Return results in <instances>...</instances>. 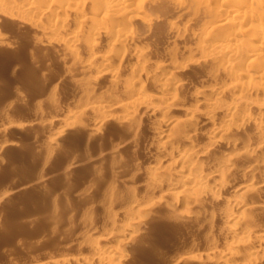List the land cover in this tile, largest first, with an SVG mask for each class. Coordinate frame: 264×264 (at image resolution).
I'll return each instance as SVG.
<instances>
[{
  "label": "bare ground",
  "instance_id": "obj_1",
  "mask_svg": "<svg viewBox=\"0 0 264 264\" xmlns=\"http://www.w3.org/2000/svg\"><path fill=\"white\" fill-rule=\"evenodd\" d=\"M1 21L29 28L37 44L60 49L64 61L70 57L80 73L91 75L88 91L111 81L104 96L82 87L84 111L125 124L159 117L153 120L158 136L149 144L163 156L146 168L137 163L133 173H145L149 192L163 202L181 200L202 215L195 207L203 202L224 204V252L211 250L207 260L233 264L226 257L239 247L256 242L264 248V232L253 236L243 224L252 212H264V0H0ZM202 76L208 80L194 79ZM205 127L204 142L196 143ZM112 151L98 159L119 154ZM236 171L250 180L238 186L231 177ZM153 199L123 200L133 218L122 233L136 236L157 204ZM192 249L180 258L198 259ZM115 251L116 262L128 259Z\"/></svg>",
  "mask_w": 264,
  "mask_h": 264
},
{
  "label": "rangeland",
  "instance_id": "obj_2",
  "mask_svg": "<svg viewBox=\"0 0 264 264\" xmlns=\"http://www.w3.org/2000/svg\"><path fill=\"white\" fill-rule=\"evenodd\" d=\"M0 24L4 40L0 45V264H114L115 249L125 251L128 258L118 264H172L173 258L192 248L201 254L199 258H180L178 264H217L204 255L211 250L224 252L227 239L219 233L227 212L224 204L207 200L195 207H202V215L181 200L163 202L149 192L145 173H133L137 163L146 168L149 161L163 156L149 142L158 136L154 121L159 117H141V121L137 117L136 124L101 121L83 110L81 95L88 91L91 75L80 73L70 57L60 58L62 51L55 46L37 44L29 28L8 21ZM203 77L194 79L208 80ZM106 80L88 92L106 95L113 88ZM207 130L196 143L204 142ZM107 151L119 153L113 156L116 160L98 159ZM236 172L231 177L238 186L250 180L249 174ZM153 198L157 204L154 201L136 236L131 239L122 233L133 218V214L126 216L130 202L123 200L147 203ZM245 220L253 236L264 232V212L254 211ZM251 244L226 258L233 264H264V248Z\"/></svg>",
  "mask_w": 264,
  "mask_h": 264
}]
</instances>
